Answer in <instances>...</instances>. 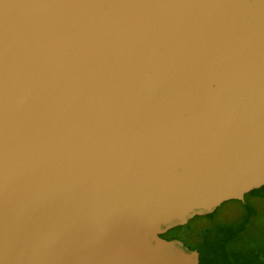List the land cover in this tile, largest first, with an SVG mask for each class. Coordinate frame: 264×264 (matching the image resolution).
Instances as JSON below:
<instances>
[{
  "label": "water",
  "instance_id": "water-1",
  "mask_svg": "<svg viewBox=\"0 0 264 264\" xmlns=\"http://www.w3.org/2000/svg\"><path fill=\"white\" fill-rule=\"evenodd\" d=\"M263 185L264 0H0V264H198Z\"/></svg>",
  "mask_w": 264,
  "mask_h": 264
},
{
  "label": "trees",
  "instance_id": "trees-1",
  "mask_svg": "<svg viewBox=\"0 0 264 264\" xmlns=\"http://www.w3.org/2000/svg\"><path fill=\"white\" fill-rule=\"evenodd\" d=\"M255 195L264 197V185L246 193L244 201L230 200L225 202L226 204L240 205L241 208L238 207L237 209L239 211H247L250 217L253 206L248 199L250 196ZM248 223L249 219H246L238 229L225 231L230 226L218 219L217 209H215L212 213L193 217L185 227L182 225L177 227L176 230L189 229L193 224L197 225V229L193 232L191 239L188 240L187 246L189 249L198 251V264H259V260L256 258L257 255L254 258H250L247 255L229 252L232 242L245 230Z\"/></svg>",
  "mask_w": 264,
  "mask_h": 264
},
{
  "label": "rangeland",
  "instance_id": "rangeland-1",
  "mask_svg": "<svg viewBox=\"0 0 264 264\" xmlns=\"http://www.w3.org/2000/svg\"><path fill=\"white\" fill-rule=\"evenodd\" d=\"M248 201L253 206L250 217L247 211H239L232 204L223 202L217 207L218 219L229 224L231 229L227 228L225 231L236 230L249 219L245 230L232 242L229 252L250 258L257 255L258 263L264 264V197L250 196Z\"/></svg>",
  "mask_w": 264,
  "mask_h": 264
},
{
  "label": "flooded vegetation",
  "instance_id": "flooded-vegetation-1",
  "mask_svg": "<svg viewBox=\"0 0 264 264\" xmlns=\"http://www.w3.org/2000/svg\"><path fill=\"white\" fill-rule=\"evenodd\" d=\"M230 201V200H228ZM241 201V200H240ZM244 201V199L242 200ZM244 203V202H243ZM233 206L237 209L238 207H240V205H234ZM219 207V206H218ZM217 209V208H216ZM215 211V210H214ZM213 211V212H214ZM212 213V212H211ZM206 215V214H204ZM197 216H203V215H197ZM191 220V219H190ZM188 223V222H187ZM184 224L183 227H185ZM182 226V225H181ZM177 227L179 226H176V227H172L170 229H168L166 232L160 234V237L166 239V240H172V239H176V240H179L183 243L184 247H186L188 250H195V249H189V247L187 246V242L188 240L191 239V237L193 236V232L197 229V225L196 224H193L189 229L188 228H182L180 230H176ZM197 251V250H196ZM198 252V251H197ZM199 254V253H198Z\"/></svg>",
  "mask_w": 264,
  "mask_h": 264
}]
</instances>
